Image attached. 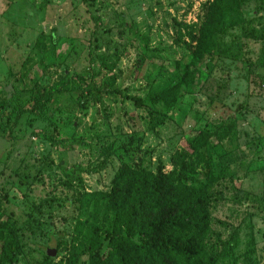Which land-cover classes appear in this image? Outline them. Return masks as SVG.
Masks as SVG:
<instances>
[{
    "label": "rangeland",
    "instance_id": "obj_1",
    "mask_svg": "<svg viewBox=\"0 0 264 264\" xmlns=\"http://www.w3.org/2000/svg\"><path fill=\"white\" fill-rule=\"evenodd\" d=\"M212 1L0 0V105L13 88L23 91L34 81L50 86L94 67L99 84L113 75L114 88L146 98V74L183 57L190 27ZM225 1L221 54L204 63L201 89L187 93L159 131L148 130L144 111L119 96L82 108L75 94L65 93L57 95L50 115L77 145L65 151L29 133L13 143L0 137V221H17L24 248L19 264L37 263L47 251H54V264H66L74 226L84 219L79 194L108 192L123 163L171 173L194 127L204 125L215 137L220 130L212 128L225 123L236 137L223 148L229 153L216 159L226 175L212 219L221 243L229 234L242 257L252 225L247 263L264 264V211L254 202L264 197V0ZM54 38L57 61L43 70L40 56L52 51ZM243 162L249 166L239 182L233 172Z\"/></svg>",
    "mask_w": 264,
    "mask_h": 264
},
{
    "label": "trees",
    "instance_id": "obj_2",
    "mask_svg": "<svg viewBox=\"0 0 264 264\" xmlns=\"http://www.w3.org/2000/svg\"><path fill=\"white\" fill-rule=\"evenodd\" d=\"M228 10L225 0H213L205 6L200 23L189 29L190 42L185 43L183 57L146 74V98L114 88L113 75L99 84L97 77L101 73L95 67L50 86L34 81L26 90L11 89L2 101L0 137L13 143L29 133L65 151L77 145L76 138L62 135L60 125L50 115L57 95L65 93L75 94L82 108L96 105L106 96H119L144 111L142 118H147L148 130L159 131L181 110L187 93L201 89L204 63L221 54L219 36ZM178 34L181 41V25ZM59 45L54 38L52 51L40 56L38 63L43 70L45 64L57 61ZM97 59L105 63L103 55ZM217 128H212L220 130L214 137L204 125L194 127V135L175 154L176 169L171 173H165L163 168L152 171L123 163L108 192L79 194L80 216L84 219H78L74 226L66 264H248L250 248H254V227H249L251 234L242 257L234 253L239 247L229 234L221 243L212 219L226 175L225 165H217L216 159L229 153L223 148L234 143L236 137L235 129L228 123ZM99 166L104 169L107 159ZM248 166L243 162L235 168V180L242 182L246 178ZM254 202L257 209L264 211V197L259 196ZM4 213L0 200V218ZM22 243L17 221L9 216L0 221V264H19ZM55 258L47 251L34 264H54Z\"/></svg>",
    "mask_w": 264,
    "mask_h": 264
},
{
    "label": "water",
    "instance_id": "obj_3",
    "mask_svg": "<svg viewBox=\"0 0 264 264\" xmlns=\"http://www.w3.org/2000/svg\"><path fill=\"white\" fill-rule=\"evenodd\" d=\"M48 255L51 257H55L54 251H53V253H52V251H48Z\"/></svg>",
    "mask_w": 264,
    "mask_h": 264
}]
</instances>
